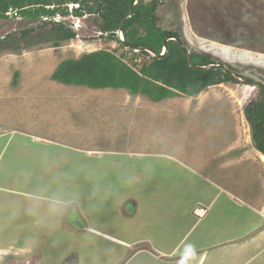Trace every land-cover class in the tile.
Wrapping results in <instances>:
<instances>
[{"label":"rangeland","instance_id":"1","mask_svg":"<svg viewBox=\"0 0 264 264\" xmlns=\"http://www.w3.org/2000/svg\"><path fill=\"white\" fill-rule=\"evenodd\" d=\"M158 1V25L178 32L190 52L209 55L242 79L264 83V0ZM14 11L18 10L8 12ZM8 16L0 18V38L7 37L0 46L4 47L0 50V264H37L42 256L48 261L64 256L67 264H77L83 245L87 257L105 260L113 244L92 231V225L126 240L157 235L158 211H172L178 205L183 213L195 206L196 198L206 197L205 193L195 194L191 185L186 191L175 179L162 177L165 183H154L159 180L157 163L162 166L170 161L162 156L143 158L141 152H168L182 160H190L194 152L198 156L204 153L213 163L211 172L223 175L229 190L260 203L264 212V157L258 152L245 112L247 106L264 101L262 88L239 80L212 85L198 94L212 100L203 107L196 98L180 95L184 98L179 102L180 116L167 104L139 114L129 111L128 118L116 106L90 104L78 119H67L70 127L66 119L58 117L61 107H56L55 98L62 94L52 79L56 68L65 59L97 50L111 49L122 55L128 48L103 36L102 19L97 15L78 19L69 12L61 16L67 28L72 27L70 22L79 27L73 29L75 38L59 44L54 41L51 23L39 26L49 16L42 20L19 12ZM24 30L29 34L21 39ZM21 43L28 48L13 47ZM84 87L80 89L87 92ZM89 95L95 99L104 93ZM103 112V118L97 119ZM25 126L43 139L58 136L65 138L64 143L79 145L77 149L51 145L35 150L25 140L29 139ZM184 194L186 199L177 204V197ZM39 229L46 234L40 244L37 241L41 248L35 253L30 241L34 231L39 239Z\"/></svg>","mask_w":264,"mask_h":264},{"label":"crops","instance_id":"2","mask_svg":"<svg viewBox=\"0 0 264 264\" xmlns=\"http://www.w3.org/2000/svg\"><path fill=\"white\" fill-rule=\"evenodd\" d=\"M41 82L43 81L41 80ZM53 82L58 86L56 91L62 94V96L55 98L56 107H61V112L57 109L59 112L58 117L62 120L66 119L67 125L70 127L72 124H69L67 119L72 117L78 119L81 110H84L90 104H92V107L101 103L105 105V108L116 106L122 110L123 113L120 114L126 118L132 114L131 112L139 114L140 110L142 112L154 111L164 107L162 106L163 104H167L173 112L176 111L180 116L181 106H179V102L184 99L181 96H175L155 101L144 94L132 95L124 88H91L68 85L56 80H53ZM54 83L51 82L53 85ZM214 86L207 87L206 89L213 88ZM82 87L87 92L81 90L80 88ZM82 92H85L84 96H81ZM95 92H103L104 95L93 99L89 94L92 95ZM198 96L188 97L196 98L197 102L201 103V107L205 106L209 100L211 101L210 104H212V100L207 96ZM185 100L187 99L185 98ZM174 101L177 103L176 107L173 104ZM129 111L131 112L128 113ZM95 112L98 111L94 110L93 113ZM97 116L99 117L97 119L103 118L104 112L101 116ZM105 119L107 120V118ZM26 130L29 131L26 134L29 139L25 140H29L31 148L35 150H43L49 148L51 145H58L63 148L71 146L72 149H77V145H79L78 143L71 142L64 143L63 140L65 138H58V136L57 138L48 140L43 139L41 135L36 134L37 131L33 128L29 129L27 127ZM62 134L66 135L65 131ZM69 138L74 141L70 136ZM31 139L35 142L32 141L31 143ZM58 139H61V142H58ZM38 142L46 143V145L43 147H41L42 145L40 147L33 145V143ZM258 152L260 156L264 157L263 152L259 149ZM192 154L189 156L190 160L187 158V160H182L180 155L174 156L168 152L159 154L150 152L140 153L143 158H145L143 155L146 157L162 156L170 161L167 165L164 163L162 166H168L172 168V171H168L166 167L159 166L157 163L155 167L157 173H155V176L159 180H155L154 183L160 184L161 180L162 184L165 183L162 177H166L169 180L175 179L178 184L186 186V191L191 189L187 188L188 185H191L195 194L200 195L201 193H205L206 197L203 200L196 198V202H194L195 206L191 210H183V213L178 205L172 211H158L156 215L158 222L157 235L156 233H151V235H145L138 239L126 240L114 232L99 231L92 225V231L107 238L113 244V247L108 251L110 255L105 260H102L101 256L97 258L87 257V251H84L85 246L83 245L84 249L80 250L81 258L78 259L77 264H264V212L260 211V203H254L250 197L229 190L224 185L228 184V182L222 178L223 175L218 176L214 174L217 171L211 172L210 164L213 163L209 162L208 158L203 155L204 153L199 156L198 154L196 155V152ZM153 163L155 164V162ZM220 165L221 167L224 166L221 163ZM143 166L147 167L149 164L144 163ZM186 196V194L178 196L177 204L179 203V199L183 202ZM174 204L176 203L174 202ZM191 205H193V202ZM201 206L208 208V212L205 216L198 217L195 209ZM169 212L173 213L169 214ZM151 215L149 214V216ZM51 217L53 219V215ZM160 219H164L162 224H159ZM148 224L146 222V225ZM39 231L42 232L39 239H36L39 234H36V231H34L31 237L32 240L30 241V247L34 249L33 252L35 253L38 252L37 248H41L39 246L40 238L43 239L46 234V231L42 229H39ZM139 243H145V246L138 248L137 245ZM117 246H121L123 249L117 248ZM63 259L64 256L59 261H48L47 257L43 259L42 256L38 259L37 264H67L69 260Z\"/></svg>","mask_w":264,"mask_h":264},{"label":"trees","instance_id":"3","mask_svg":"<svg viewBox=\"0 0 264 264\" xmlns=\"http://www.w3.org/2000/svg\"><path fill=\"white\" fill-rule=\"evenodd\" d=\"M79 2L81 8L75 10L77 17L97 15L102 19L103 36L120 42L128 48L122 55L111 49H101L84 54L80 58L63 60L56 68L52 79L70 85H83L92 88H126L131 94H144L155 101L180 95L195 96L205 88L228 81H237L223 69L203 70L192 65L183 51L187 44L178 32L158 25L157 9L160 1L153 0H0V18L9 17L7 12L15 8L23 17L41 19L58 14H69L67 4ZM43 19V18H42ZM41 19V20H42ZM53 25L54 41L70 40L76 37L74 28H67L65 21L42 20L39 26ZM122 28L125 41L118 37ZM28 30L21 32V39L27 37ZM168 37V52L155 57L147 47L159 53L163 52ZM7 37L0 38V46ZM26 49L25 43L13 46ZM4 47H0V50ZM192 59L196 65L217 64L209 55L192 50ZM139 59L143 62L139 63ZM130 60V61H129ZM264 91V88H262ZM247 120L252 126L253 138L257 148L264 153L262 129L264 126V101L245 108Z\"/></svg>","mask_w":264,"mask_h":264},{"label":"water","instance_id":"4","mask_svg":"<svg viewBox=\"0 0 264 264\" xmlns=\"http://www.w3.org/2000/svg\"><path fill=\"white\" fill-rule=\"evenodd\" d=\"M119 33H120V38L119 39H121L122 41H125V38H124V35H123V30H122V28L119 30ZM171 39H176V37H168V38H166V40H165V46H164V49H163V52L162 53H159V52H157V51H155V50H152V49H149V48H147V47H139V48H137V50H143V49H146V50H148V51H150L155 57H159V58H162V57H164L166 54H167V52H168V46H167V44H168V41L169 40H171ZM183 51H184V53H185V55L187 56V58H188V60H189V62L192 64V65H194V66H196V67H198V68H200V69H203V70H208V69H212V70H218V69H223V70H225L228 74H230L231 76H233L236 80H239V81H241L242 83H244V84H250V85H253V86H258V87H260V88H264V83L263 82H259V81H252V80H245V79H242V78H240L239 76H237L234 72H232V71H230V70H228L227 68H226V66L225 65H223V64H215V65H196L195 63H194V61H193V59H192V56H191V53H190V51H189V49L188 48H186L184 45H183ZM262 139H263V141H264V126H263V129H262ZM129 209H133V207H132V205H130L129 206Z\"/></svg>","mask_w":264,"mask_h":264},{"label":"built area","instance_id":"5","mask_svg":"<svg viewBox=\"0 0 264 264\" xmlns=\"http://www.w3.org/2000/svg\"><path fill=\"white\" fill-rule=\"evenodd\" d=\"M67 7H68V11L71 13V14H74L75 10L81 8V4L79 2H73V3H69L67 4ZM8 15H17L18 14V11H14L13 13L11 12H7ZM75 15V14H74ZM57 17H45L43 18L44 20H50V19H53V20H56V21H62L60 18H61V15L58 14L56 15ZM78 19H80V17H78ZM71 23V26L74 28V29H77L79 27V24L77 22H70ZM208 212V208L206 207H198L195 209V213L197 216L199 217H203L207 214Z\"/></svg>","mask_w":264,"mask_h":264}]
</instances>
